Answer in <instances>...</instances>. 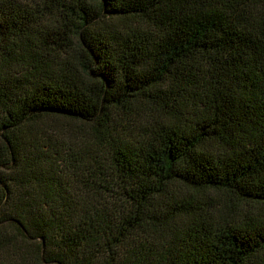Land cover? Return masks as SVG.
I'll return each mask as SVG.
<instances>
[{"label": "trees", "instance_id": "obj_1", "mask_svg": "<svg viewBox=\"0 0 264 264\" xmlns=\"http://www.w3.org/2000/svg\"><path fill=\"white\" fill-rule=\"evenodd\" d=\"M0 264H264V0H0Z\"/></svg>", "mask_w": 264, "mask_h": 264}]
</instances>
